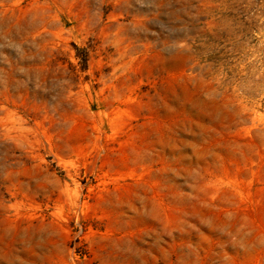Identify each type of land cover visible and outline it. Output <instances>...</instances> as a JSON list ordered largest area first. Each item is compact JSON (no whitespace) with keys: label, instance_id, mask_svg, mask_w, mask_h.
<instances>
[{"label":"rangeland","instance_id":"obj_1","mask_svg":"<svg viewBox=\"0 0 264 264\" xmlns=\"http://www.w3.org/2000/svg\"><path fill=\"white\" fill-rule=\"evenodd\" d=\"M0 264H264V0H0Z\"/></svg>","mask_w":264,"mask_h":264}]
</instances>
